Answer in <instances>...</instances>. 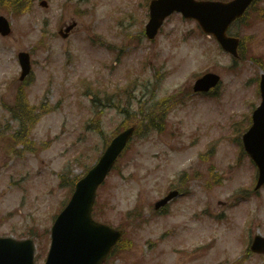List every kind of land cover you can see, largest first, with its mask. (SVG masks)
Listing matches in <instances>:
<instances>
[{"label":"rangeland","instance_id":"1","mask_svg":"<svg viewBox=\"0 0 264 264\" xmlns=\"http://www.w3.org/2000/svg\"><path fill=\"white\" fill-rule=\"evenodd\" d=\"M39 1L16 15L0 0V15L13 27L0 35V236L49 233L71 192L60 175L82 176L129 114L142 128L99 191L104 211L97 218L128 227L133 244L109 264H226L244 257L241 264H264V256L244 253L257 234L264 236V187L254 191L258 169L245 153L239 158L235 140V124L250 120L251 103L260 105L264 0L246 21L255 24L234 27L232 35L254 40L234 70L217 40L182 15L170 16L149 41L150 0H46L48 8ZM73 23L69 39L59 36ZM20 51L31 54L33 72L21 89L36 117L23 137L7 109L22 84ZM207 70L221 75L217 95L190 96ZM86 79L101 87L133 83L132 98L112 107L96 103L101 112L91 120L93 100L79 88ZM178 93L187 97L176 101ZM150 114L163 122L162 131L146 126ZM173 189L182 195L171 212L154 216L153 205ZM135 207L153 220L138 227L126 219Z\"/></svg>","mask_w":264,"mask_h":264},{"label":"water","instance_id":"2","mask_svg":"<svg viewBox=\"0 0 264 264\" xmlns=\"http://www.w3.org/2000/svg\"><path fill=\"white\" fill-rule=\"evenodd\" d=\"M252 0H235L232 3L220 2H196L195 0H158L151 5V19L147 26V32L155 36L162 25L163 19L172 11H183L186 15L194 16L205 26L219 22L218 29L223 34L228 24L240 16ZM43 5L47 6L45 2ZM204 16L208 18L202 19ZM217 19V21H216ZM8 22L0 18V31L3 35L10 32ZM223 46L237 55L235 45L238 40H222ZM24 78L30 72V59L22 60ZM219 76L208 74L196 83L195 90H207L217 85ZM263 104L255 112L254 126L245 137V145L253 158L256 159L261 169L258 187L264 184V77L261 83ZM134 127L127 129L115 138L111 146L102 156L95 168L86 178L80 180L76 186V192L69 206L56 220L52 229V248L47 264H104L110 248L122 236V232L100 225L91 219L92 205L98 186L111 171L113 164L121 154L128 141L132 138ZM177 196V193L169 194L168 198L159 201V208L169 199ZM253 250L264 253V239L257 237ZM33 245L31 241L15 242L10 239H0V264H31Z\"/></svg>","mask_w":264,"mask_h":264},{"label":"trees","instance_id":"3","mask_svg":"<svg viewBox=\"0 0 264 264\" xmlns=\"http://www.w3.org/2000/svg\"><path fill=\"white\" fill-rule=\"evenodd\" d=\"M243 56H244V58L246 57L245 52L243 53ZM20 103H21L20 107H22V105L24 104L23 108H24V109H27V103H26V101H24V97H23V96H21V101H20ZM21 117H25V114H21ZM64 183H65L64 186H67V185L69 184V181H66V180H65ZM46 246H47V245H46Z\"/></svg>","mask_w":264,"mask_h":264}]
</instances>
